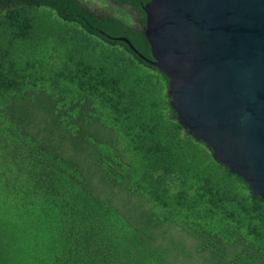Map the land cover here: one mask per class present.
Masks as SVG:
<instances>
[{
    "label": "trees",
    "instance_id": "16d2710c",
    "mask_svg": "<svg viewBox=\"0 0 264 264\" xmlns=\"http://www.w3.org/2000/svg\"><path fill=\"white\" fill-rule=\"evenodd\" d=\"M108 1L0 0V264H181L175 235L199 264H264V200L145 60L149 0Z\"/></svg>",
    "mask_w": 264,
    "mask_h": 264
},
{
    "label": "water",
    "instance_id": "95a60500",
    "mask_svg": "<svg viewBox=\"0 0 264 264\" xmlns=\"http://www.w3.org/2000/svg\"><path fill=\"white\" fill-rule=\"evenodd\" d=\"M144 36L172 116L264 200V0H149Z\"/></svg>",
    "mask_w": 264,
    "mask_h": 264
},
{
    "label": "rangeland",
    "instance_id": "374dc122",
    "mask_svg": "<svg viewBox=\"0 0 264 264\" xmlns=\"http://www.w3.org/2000/svg\"><path fill=\"white\" fill-rule=\"evenodd\" d=\"M91 3L92 4H94L98 9H99V11H104V12H106V13H113V11L112 10H108L106 7H108V4H109V1L108 0H91ZM109 6H110V4H109ZM132 18V17H131ZM184 236V235H183ZM182 236V237H183ZM175 238H180V239H182L183 241H184V243L183 244H181V246L182 247H184V248H186L185 250H187V251H190L191 252V258H189V259H186V258H180V262H181V264H199V262H200V259H201V261L203 260V257L205 256V255H199V256H197L195 253H194V247H193V244H194V239H192V238H189V237H186L185 236V238H181V237H179V236H177V235H175ZM181 240V241H182ZM182 241V242H183ZM193 242V243H192ZM22 246H24V242L22 243ZM24 249L26 250V251H29V248L28 247H25L24 246ZM202 263V262H201ZM200 263V264H201Z\"/></svg>",
    "mask_w": 264,
    "mask_h": 264
}]
</instances>
